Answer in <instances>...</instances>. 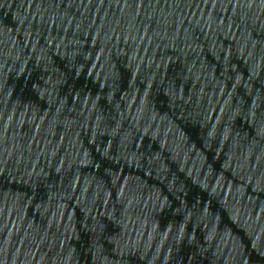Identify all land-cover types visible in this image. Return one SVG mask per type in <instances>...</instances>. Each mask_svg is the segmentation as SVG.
Listing matches in <instances>:
<instances>
[{"label": "water", "instance_id": "95a60500", "mask_svg": "<svg viewBox=\"0 0 264 264\" xmlns=\"http://www.w3.org/2000/svg\"><path fill=\"white\" fill-rule=\"evenodd\" d=\"M0 264H264V0H0Z\"/></svg>", "mask_w": 264, "mask_h": 264}]
</instances>
